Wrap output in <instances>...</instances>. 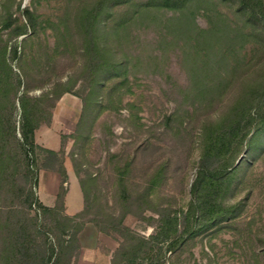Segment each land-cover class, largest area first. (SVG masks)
Instances as JSON below:
<instances>
[{
    "label": "trees",
    "instance_id": "trees-1",
    "mask_svg": "<svg viewBox=\"0 0 264 264\" xmlns=\"http://www.w3.org/2000/svg\"><path fill=\"white\" fill-rule=\"evenodd\" d=\"M79 2L74 17L57 23L40 20L28 7H19L25 23L19 24L20 19L10 9H5V16L0 15V264L78 263V236L87 223L83 217L91 208L90 184L79 180L87 207L74 216L67 215L66 142L69 138L78 140L83 134L80 126L95 120L102 111L119 112L115 96L123 88L131 90L130 55L114 41L119 42L133 25L152 22L163 12L172 14L170 20L180 27L187 43L192 79L182 92L192 109L187 110V117L206 114L198 134L200 155L189 201L185 208L176 210L153 199L163 184L165 164L155 170L141 191H135L129 182L131 164L117 163L120 214L91 222L119 244L110 264H167L171 255L204 234L220 231L243 210L242 201L231 204L229 197L246 157L264 145V0ZM200 13L206 18V28L197 24ZM39 28L52 29L57 42L52 54L43 50L45 60L37 64L44 69L42 80L46 81L39 89L48 88L33 96L35 87L28 80L32 75L26 70L21 51L24 42L16 39L34 35ZM4 31H9L8 39L3 38ZM74 35L79 37L83 51V95L76 91L79 80H52L49 75L55 56L71 53ZM115 80L119 82L113 84L103 106L100 97L104 87ZM65 94L81 98L80 129L63 136L61 149L54 151L37 144L36 133L52 125L53 111ZM219 104L218 116L207 114ZM128 107L133 109L134 105ZM178 114L167 117L166 125ZM39 170L54 171L61 177L53 207L40 202L33 191ZM148 211L154 216H147ZM128 217L147 223L153 228L152 234L145 236L131 229L126 225Z\"/></svg>",
    "mask_w": 264,
    "mask_h": 264
},
{
    "label": "rangeland",
    "instance_id": "rangeland-1",
    "mask_svg": "<svg viewBox=\"0 0 264 264\" xmlns=\"http://www.w3.org/2000/svg\"><path fill=\"white\" fill-rule=\"evenodd\" d=\"M79 5V0H0V15L5 16V9H10L14 17L20 19L19 24L25 23L22 10L28 7L40 20L57 23L58 20L74 17ZM171 16V13H159L154 21L133 25L119 42L114 41L130 55L128 77L131 90L127 92L128 89L123 88L115 96L119 112L104 110L80 129L81 98L65 94L53 111L52 125L37 131V144L57 151L61 149L63 136L73 135L78 129L83 132L78 140H67L64 166L67 175L70 172L73 178L70 184L68 176L67 184L71 212L79 208L81 213L88 205L79 180H87L90 184L88 203L91 208L90 213L83 217L87 222L85 226L92 224L96 228L92 219L120 214L116 203L117 163L120 166L131 164L129 182L135 191H141L155 170L165 164L163 184L156 190L153 199L176 210L185 208L189 201L190 186L195 179L196 162L200 155L198 134L206 114L187 117V110L192 111L182 95L183 90L192 84L187 43L179 32L180 27L170 20ZM196 20L200 28L207 27L202 13L197 15ZM2 36L8 39L9 31H4ZM16 40L20 44L24 42L21 45L24 64L32 75L28 78L29 84L35 87L31 95L40 96L48 87L39 89L46 85V81L42 80L44 69L37 64L45 60L43 50L53 53L57 42L55 32L39 28L36 34L30 33ZM74 42L71 53L55 56L50 63L49 75L52 80L67 81L71 77L79 80L76 91L83 95V51L76 35ZM14 65L17 70V62ZM119 80L107 83L102 90L100 101L103 106L108 103V93L113 84ZM130 104L134 105L133 109H129ZM220 106L207 114L218 116ZM177 111L179 114L174 121L166 125V118ZM42 171L49 170H39L37 183L33 184V191L40 202L41 198L44 199ZM239 201L244 204L239 217L224 224L220 231L204 234L188 243L183 251L171 255L167 264H264V145L254 155L247 156L238 171L229 203ZM33 210L36 211V208ZM146 215L154 216L149 211ZM126 225L145 236L153 232L151 226L134 217H128ZM103 235L114 242L115 252L118 242Z\"/></svg>",
    "mask_w": 264,
    "mask_h": 264
},
{
    "label": "crops",
    "instance_id": "crops-1",
    "mask_svg": "<svg viewBox=\"0 0 264 264\" xmlns=\"http://www.w3.org/2000/svg\"><path fill=\"white\" fill-rule=\"evenodd\" d=\"M54 151H57V149ZM68 176L69 183L71 184L73 178L70 172L68 173ZM41 181L44 184V199L41 198V202L46 206L52 207L55 204L56 196L58 194L60 176L54 171H42ZM69 195L70 188L66 196V212L68 215L72 216L79 213L82 209L77 208L73 212L70 211L68 206ZM79 241L81 244V255L77 264H110L111 256L115 249L114 242L99 233L92 224H87L85 226L83 231L79 234ZM103 248L107 251H104Z\"/></svg>",
    "mask_w": 264,
    "mask_h": 264
}]
</instances>
